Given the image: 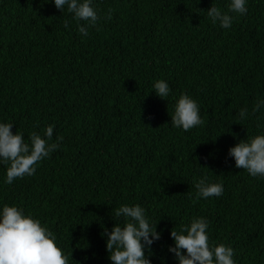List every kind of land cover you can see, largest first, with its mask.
Wrapping results in <instances>:
<instances>
[{"label":"trees","instance_id":"1","mask_svg":"<svg viewBox=\"0 0 264 264\" xmlns=\"http://www.w3.org/2000/svg\"><path fill=\"white\" fill-rule=\"evenodd\" d=\"M229 2L94 0L100 19L81 37L50 0H0V122L26 143L48 125L53 142L63 138L33 176L5 184L0 164V205L39 219L69 264H110L102 226L111 229L123 204L157 222L151 264H175L170 230L196 217L209 222L211 246L234 249L236 264H264V178L227 155L264 133V109L238 116L264 99V0H248L222 29L206 11ZM160 79L172 89L167 100L151 92ZM181 94L204 120L187 132L170 125ZM201 177L223 194L198 198Z\"/></svg>","mask_w":264,"mask_h":264},{"label":"clouds","instance_id":"2","mask_svg":"<svg viewBox=\"0 0 264 264\" xmlns=\"http://www.w3.org/2000/svg\"><path fill=\"white\" fill-rule=\"evenodd\" d=\"M59 12L66 10L77 21L81 37L88 35V29L95 27L100 19L94 0H50ZM248 0H230L227 11L211 4L206 11L213 24L229 29L233 13L243 16L247 13ZM67 27V24H65ZM152 91L157 97L167 100L172 92L169 83L160 79L153 82ZM264 109V99H258L251 108L239 110L241 121L250 114ZM197 101L187 94H181L175 101L170 125L184 132L202 126ZM13 124L0 122V164H7L3 183L11 185L14 180L33 176L36 166L60 147L62 137L53 142V125H48L43 137L33 132L30 143L24 134L11 131ZM227 155L234 160V167L246 170L252 177L264 178V133L249 139L239 140L229 147ZM197 197L208 199L223 194L219 182H209L201 177L195 183ZM115 221L111 229L103 228L102 237L110 264H151V246L161 233L156 230L144 207L139 204H123L114 212ZM123 218V222H119ZM173 229V228H172ZM170 230L172 244L167 252L172 254L175 264H236L234 249L225 244L211 246L209 243V222L203 217L193 218L179 230ZM183 250V251H182ZM72 260V259H71ZM73 261V260H72ZM88 257L74 264H87ZM0 264H69V255L57 244L55 234L42 226L41 221L15 205H0ZM161 264H165L161 258Z\"/></svg>","mask_w":264,"mask_h":264}]
</instances>
